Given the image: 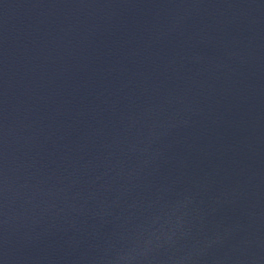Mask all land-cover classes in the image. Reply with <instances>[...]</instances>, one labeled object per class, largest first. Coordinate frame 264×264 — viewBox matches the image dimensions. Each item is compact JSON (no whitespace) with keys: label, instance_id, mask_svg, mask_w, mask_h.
Here are the masks:
<instances>
[{"label":"water","instance_id":"95a60500","mask_svg":"<svg viewBox=\"0 0 264 264\" xmlns=\"http://www.w3.org/2000/svg\"><path fill=\"white\" fill-rule=\"evenodd\" d=\"M0 264H264V0H0Z\"/></svg>","mask_w":264,"mask_h":264}]
</instances>
